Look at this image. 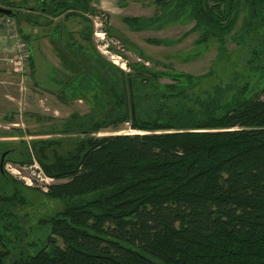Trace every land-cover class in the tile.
Listing matches in <instances>:
<instances>
[{"label": "trees", "instance_id": "obj_1", "mask_svg": "<svg viewBox=\"0 0 264 264\" xmlns=\"http://www.w3.org/2000/svg\"><path fill=\"white\" fill-rule=\"evenodd\" d=\"M165 7L159 17L128 23L161 29L190 11L195 29H204L201 43L217 39L221 47L245 9L244 34L264 28V0H169ZM22 36L34 71L31 40ZM252 48L246 68L214 70L209 88L195 78L167 86L168 94L148 71L131 78L112 63L77 61L62 50L79 88L96 83L104 94L89 119L76 115L59 139L32 145L44 172L65 181L49 194L37 190L60 208L34 215L23 191L36 189L0 169V264H264V89L248 95L247 79L264 70L257 63L264 45ZM122 125L134 133H120ZM110 126L114 134L97 136ZM4 154L5 163L33 160L29 147L0 142V164Z\"/></svg>", "mask_w": 264, "mask_h": 264}, {"label": "rangeland", "instance_id": "obj_2", "mask_svg": "<svg viewBox=\"0 0 264 264\" xmlns=\"http://www.w3.org/2000/svg\"><path fill=\"white\" fill-rule=\"evenodd\" d=\"M168 1L96 0L87 4L86 10L74 9L76 12H69V17L63 16L52 24L46 22L47 16H42L40 23L46 26L21 21L18 30L21 36L23 34L31 40L36 69L32 71L30 68L25 74H17L5 62H0V142L20 150L25 146L30 148L32 163H7L12 165L13 172L9 175L18 186L21 184L36 189L23 191L26 201L35 206V209L30 208L34 215L42 217L61 206L37 190L42 192V188L49 185L48 192L44 193L49 194L53 185L65 181L54 179L47 184L41 180L46 173L34 156L33 143L58 138L55 134L62 131L76 115L89 119L104 94L96 83L93 90L79 88L81 78L73 72L62 50L69 52L72 59L77 61L90 57L95 62L112 63L131 75V78L135 77L137 69L148 71L154 76L147 78L154 83L156 81L159 93L168 94L170 91L167 86H189L192 79H206L214 70L233 71L244 63L242 67L246 68L252 47L258 46L259 42L264 45V28L249 36L244 34L242 26L251 17L246 9L240 15L236 30L226 37L223 47L217 39L209 38L201 43L204 29H195L196 22L191 18L190 11L161 29L137 31L128 23L134 18L151 19L163 15ZM30 4L34 6L37 2L30 0ZM60 34L61 46L57 39ZM11 41V33L0 29V58L11 52ZM224 52V59L216 65ZM258 53L260 57L257 63L259 67H264V51L258 49ZM124 63L127 66L122 67ZM247 79H250L248 95H255L264 89V70L249 73ZM210 82L212 79H206L200 84V89L209 88ZM132 95L134 92L128 94L127 99ZM120 129L123 134L134 133L127 125L120 126ZM114 132L113 126H110L99 131L97 136H108ZM35 230L38 233L39 229ZM58 244L63 246L61 239H58Z\"/></svg>", "mask_w": 264, "mask_h": 264}, {"label": "flooded vegetation", "instance_id": "obj_3", "mask_svg": "<svg viewBox=\"0 0 264 264\" xmlns=\"http://www.w3.org/2000/svg\"><path fill=\"white\" fill-rule=\"evenodd\" d=\"M78 0H36L37 4L32 6L30 0H18L17 2H11L10 0H0V7L8 10H12L16 14V18H22L21 21L40 23L42 22V16H47L46 22L52 24L54 20L59 19L63 16H68L69 12H76L74 9H83L79 8L77 4ZM96 0H83L79 5H87L93 3ZM52 3V4H51ZM55 4V6H53ZM65 4V8L62 10V5ZM60 7V9H59ZM0 16H6L1 15ZM41 19V20H40ZM18 22V21H17ZM45 22V21H44ZM7 155V154H4ZM3 155V156H4ZM2 156V158H3ZM6 157V156H5ZM2 162V161H1ZM5 158H4V173H5ZM1 169V164H0ZM2 172V171H1Z\"/></svg>", "mask_w": 264, "mask_h": 264}, {"label": "built area", "instance_id": "obj_4", "mask_svg": "<svg viewBox=\"0 0 264 264\" xmlns=\"http://www.w3.org/2000/svg\"><path fill=\"white\" fill-rule=\"evenodd\" d=\"M0 29L8 30L11 33L12 38L11 52L6 53L5 56H2V58H0V62H5V64H7V66H9L11 70H13V72H16L17 74H25L27 70L30 69L31 51L29 48V44L20 35L17 21L9 16H0ZM112 58H114V56ZM118 58L122 59L121 57ZM113 62L116 63V61ZM123 66H127V63H124L122 67ZM11 166L12 165H10L9 163L5 164L6 173L9 174L13 172V168ZM41 180L46 182L47 184H50V182H52L54 178H51L48 175L44 174ZM48 188L49 185L42 188V192L47 193Z\"/></svg>", "mask_w": 264, "mask_h": 264}, {"label": "water", "instance_id": "obj_5", "mask_svg": "<svg viewBox=\"0 0 264 264\" xmlns=\"http://www.w3.org/2000/svg\"><path fill=\"white\" fill-rule=\"evenodd\" d=\"M0 14L1 15H6L12 18H16V14H14V12L12 10H8V9H4L0 7ZM6 155L3 156L2 158V162H1V171L2 173H4V158Z\"/></svg>", "mask_w": 264, "mask_h": 264}, {"label": "crops", "instance_id": "obj_6", "mask_svg": "<svg viewBox=\"0 0 264 264\" xmlns=\"http://www.w3.org/2000/svg\"><path fill=\"white\" fill-rule=\"evenodd\" d=\"M35 69H36V68H35ZM52 72H53V71H52ZM49 78H50L52 81H54V83H55V80H54L51 76H50Z\"/></svg>", "mask_w": 264, "mask_h": 264}]
</instances>
